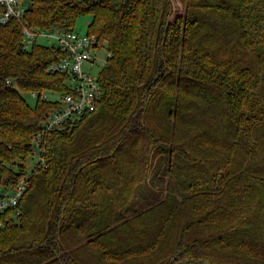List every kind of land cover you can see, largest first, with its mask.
Segmentation results:
<instances>
[{
  "label": "trees",
  "instance_id": "1",
  "mask_svg": "<svg viewBox=\"0 0 264 264\" xmlns=\"http://www.w3.org/2000/svg\"><path fill=\"white\" fill-rule=\"evenodd\" d=\"M25 1L36 27L88 13L110 55L94 108L42 134L0 264H264V0ZM61 55L0 24V184L26 170L55 104L22 91H68L45 68ZM151 153L168 179L148 199Z\"/></svg>",
  "mask_w": 264,
  "mask_h": 264
},
{
  "label": "built area",
  "instance_id": "2",
  "mask_svg": "<svg viewBox=\"0 0 264 264\" xmlns=\"http://www.w3.org/2000/svg\"><path fill=\"white\" fill-rule=\"evenodd\" d=\"M25 5L23 0H0V24L16 18L20 21L22 33V45L28 46L38 35L53 40L52 44L58 48L62 55L50 59L46 63V70L66 73L68 83L67 90H48L38 93L31 90L34 96L52 99L55 104L46 111L40 130L35 133L32 139V155L34 162H43L40 150V138L42 134L51 129L58 128L64 122L72 119L84 111L94 108L96 100L100 97L102 88L92 73L83 67L84 62H94L95 50L102 46L98 43L94 32H79L74 27H36L26 20H22ZM110 53L107 50L104 63ZM33 165V164H32ZM32 167L25 170L16 182L12 185L0 184V226L4 224L3 211L8 208V215H16L19 211L16 208L18 198L28 184V176Z\"/></svg>",
  "mask_w": 264,
  "mask_h": 264
},
{
  "label": "rangeland",
  "instance_id": "3",
  "mask_svg": "<svg viewBox=\"0 0 264 264\" xmlns=\"http://www.w3.org/2000/svg\"><path fill=\"white\" fill-rule=\"evenodd\" d=\"M23 4H26V1L23 0ZM90 18V15L88 13L78 15L74 22V29L79 32H85L87 30L86 23L88 22ZM36 40L41 43L46 44H52L53 40L51 38H46L42 35H38L36 37ZM95 60L94 62H84L83 67L87 70L91 71L92 73H96L100 66L102 65L103 58L105 57L107 53L106 44L103 43L102 46H98L95 50ZM23 96L29 103H34L36 96H34L30 90L22 91ZM34 157L30 158L29 160H26V168L28 169L31 167V165L34 162ZM163 159L161 158L159 153H151L148 158V167L146 171V177H145V192L143 195H146L149 198H151L154 195H162L165 191L166 182L168 179V176L165 171H163ZM13 169L16 170V165L13 164ZM138 201H141L142 203L146 201L140 194L138 195ZM136 206V203L134 204ZM169 264H214L209 263L207 261L201 260H195L191 261L187 258L182 259H176L175 261L169 263Z\"/></svg>",
  "mask_w": 264,
  "mask_h": 264
}]
</instances>
